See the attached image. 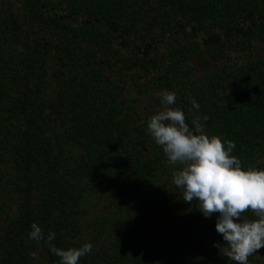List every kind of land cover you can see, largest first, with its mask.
<instances>
[{"label":"trees","instance_id":"obj_1","mask_svg":"<svg viewBox=\"0 0 264 264\" xmlns=\"http://www.w3.org/2000/svg\"><path fill=\"white\" fill-rule=\"evenodd\" d=\"M163 90L264 168V0H0V264H59L34 222L79 264H236L147 130Z\"/></svg>","mask_w":264,"mask_h":264},{"label":"clouds","instance_id":"obj_2","mask_svg":"<svg viewBox=\"0 0 264 264\" xmlns=\"http://www.w3.org/2000/svg\"><path fill=\"white\" fill-rule=\"evenodd\" d=\"M160 97L161 108L150 116L147 130L168 164L180 166L172 173L173 184L182 190V200L189 205L195 201L205 218L218 214L215 229L225 241L222 247L216 245L221 254L236 264H249V257L264 247V168L242 167L232 155L233 141L206 134L207 115L195 117L189 126L183 110L173 106L176 92L163 90ZM191 103L199 109L195 99ZM249 210L255 219L245 217ZM28 235L38 243L46 240L59 264H79L80 258L93 249L90 242L66 250L57 248L51 243L55 233L45 237L35 222ZM30 256L39 258L35 251Z\"/></svg>","mask_w":264,"mask_h":264},{"label":"rangeland","instance_id":"obj_3","mask_svg":"<svg viewBox=\"0 0 264 264\" xmlns=\"http://www.w3.org/2000/svg\"><path fill=\"white\" fill-rule=\"evenodd\" d=\"M264 262V247L259 249L253 256L249 257V264H263Z\"/></svg>","mask_w":264,"mask_h":264}]
</instances>
